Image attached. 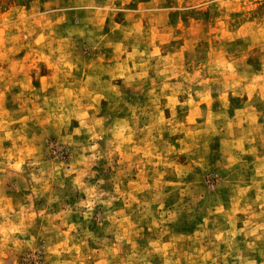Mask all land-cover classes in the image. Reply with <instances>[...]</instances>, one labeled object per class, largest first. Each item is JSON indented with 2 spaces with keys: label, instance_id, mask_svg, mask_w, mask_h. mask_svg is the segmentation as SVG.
<instances>
[{
  "label": "clouds",
  "instance_id": "clouds-1",
  "mask_svg": "<svg viewBox=\"0 0 264 264\" xmlns=\"http://www.w3.org/2000/svg\"><path fill=\"white\" fill-rule=\"evenodd\" d=\"M0 264H264V0H0Z\"/></svg>",
  "mask_w": 264,
  "mask_h": 264
}]
</instances>
